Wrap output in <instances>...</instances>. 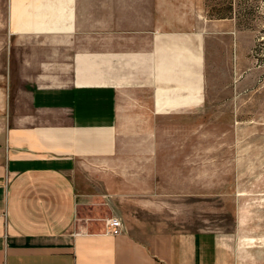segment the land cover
Returning a JSON list of instances; mask_svg holds the SVG:
<instances>
[{
	"label": "crops",
	"instance_id": "1",
	"mask_svg": "<svg viewBox=\"0 0 264 264\" xmlns=\"http://www.w3.org/2000/svg\"><path fill=\"white\" fill-rule=\"evenodd\" d=\"M196 3L0 0V264H239L215 232L136 233L129 210L174 193L164 136L201 113L198 33L177 25Z\"/></svg>",
	"mask_w": 264,
	"mask_h": 264
},
{
	"label": "rangeland",
	"instance_id": "2",
	"mask_svg": "<svg viewBox=\"0 0 264 264\" xmlns=\"http://www.w3.org/2000/svg\"><path fill=\"white\" fill-rule=\"evenodd\" d=\"M199 5V19L177 25L198 33L201 113L170 125L164 138L180 141L166 173L174 193L143 210L130 205L133 231L215 232L239 264H264V0ZM179 37L177 56L189 58L192 35Z\"/></svg>",
	"mask_w": 264,
	"mask_h": 264
},
{
	"label": "built area",
	"instance_id": "3",
	"mask_svg": "<svg viewBox=\"0 0 264 264\" xmlns=\"http://www.w3.org/2000/svg\"><path fill=\"white\" fill-rule=\"evenodd\" d=\"M107 225L110 226L112 228V231L114 233H118L122 230L123 227V222L119 217H110L107 220Z\"/></svg>",
	"mask_w": 264,
	"mask_h": 264
}]
</instances>
